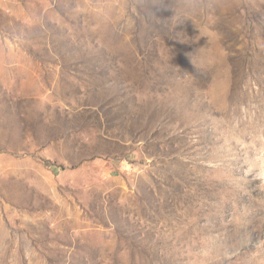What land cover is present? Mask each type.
<instances>
[{"label": "rangeland", "instance_id": "rangeland-1", "mask_svg": "<svg viewBox=\"0 0 264 264\" xmlns=\"http://www.w3.org/2000/svg\"><path fill=\"white\" fill-rule=\"evenodd\" d=\"M0 264H264V0H0Z\"/></svg>", "mask_w": 264, "mask_h": 264}]
</instances>
